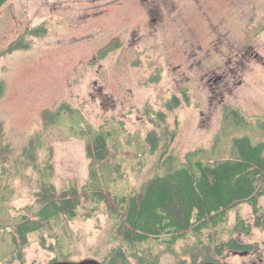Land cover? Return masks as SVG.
Instances as JSON below:
<instances>
[{"label": "rangeland", "instance_id": "rangeland-1", "mask_svg": "<svg viewBox=\"0 0 264 264\" xmlns=\"http://www.w3.org/2000/svg\"><path fill=\"white\" fill-rule=\"evenodd\" d=\"M135 1L10 0L0 10V121L16 154L42 133L41 157L52 151L59 190L82 188L89 174L85 143L70 136L68 121L75 129L89 122L96 131L118 133L113 154L126 179L120 190L127 191L157 174L164 156L162 150L150 154L147 147V134L154 129L147 110L165 112L168 100L180 99L168 118V128L176 133L169 150L179 160L197 149L210 153L215 139L225 138L226 107L248 117L264 115V0H153L144 9ZM149 12L159 17L157 23H145ZM36 28L45 35L27 37L28 50H10ZM113 41L119 48L102 59L101 50ZM63 102L81 116H64V128L43 129L44 111ZM13 184L9 212L23 215L35 203L33 189L22 180ZM242 215L252 218L249 206ZM111 227L103 213L69 223L71 261H100L114 244ZM263 237L256 231L238 239L256 243ZM38 239L32 237L25 261L12 264L51 263L56 255ZM187 245L180 242L175 254L158 248L160 264L190 262L183 257ZM8 250L0 239V264L9 262ZM222 262L264 264V259L232 254Z\"/></svg>", "mask_w": 264, "mask_h": 264}, {"label": "trees", "instance_id": "trees-1", "mask_svg": "<svg viewBox=\"0 0 264 264\" xmlns=\"http://www.w3.org/2000/svg\"><path fill=\"white\" fill-rule=\"evenodd\" d=\"M9 1L0 0V10ZM44 35L43 28L30 29L10 50H28L27 37ZM115 41L101 50L102 59L119 48ZM164 106L165 112L147 110L154 125L146 137L147 147L152 155L159 150L164 155L158 160L159 172L127 191L120 190L126 179L113 154L118 134L113 129L96 131L89 122L75 129L68 121L70 136L85 143L89 174L82 188L70 185L59 190L53 183L52 151L41 157L42 133L31 136L16 154L0 121V239L11 253L7 264L25 261L34 236L56 255L51 262L71 261L69 223L101 213L110 220L114 243L100 260L103 264H160L158 248L175 254L180 242L188 244L183 257L190 262L182 259L177 264H224L229 255L244 252L264 259V237L256 243L238 239L264 233V115L248 117L226 107L225 138L218 136L210 153L197 149L179 160L169 150L176 133L168 128V118L181 101L173 97ZM67 115L71 120L81 112L65 102L44 111L43 129L64 128ZM240 129L248 134L235 135ZM17 180L32 186L35 203L25 208V214L14 216L8 205L16 196ZM245 205L252 211L251 219L242 215Z\"/></svg>", "mask_w": 264, "mask_h": 264}, {"label": "water", "instance_id": "water-1", "mask_svg": "<svg viewBox=\"0 0 264 264\" xmlns=\"http://www.w3.org/2000/svg\"><path fill=\"white\" fill-rule=\"evenodd\" d=\"M235 255H248V253H235ZM48 264H103L102 262L96 260V259H85L78 262L73 261H61V262H51Z\"/></svg>", "mask_w": 264, "mask_h": 264}, {"label": "flooded vegetation", "instance_id": "flooded-vegetation-1", "mask_svg": "<svg viewBox=\"0 0 264 264\" xmlns=\"http://www.w3.org/2000/svg\"><path fill=\"white\" fill-rule=\"evenodd\" d=\"M135 2H138V4H139L141 7H143L142 9H144V7L147 8V5H148V4H152L153 0H137V1H135ZM135 2H134V3H135ZM150 12H151V10H150ZM150 12H149V18L145 21V23H148V21H149L150 24L157 23V21L159 20V17L156 16V15L153 16V14L151 15ZM147 15H148V13H147Z\"/></svg>", "mask_w": 264, "mask_h": 264}]
</instances>
